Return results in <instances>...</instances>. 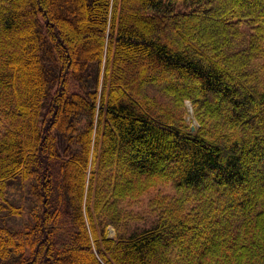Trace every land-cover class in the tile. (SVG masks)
<instances>
[{
  "label": "trees",
  "instance_id": "trees-1",
  "mask_svg": "<svg viewBox=\"0 0 264 264\" xmlns=\"http://www.w3.org/2000/svg\"><path fill=\"white\" fill-rule=\"evenodd\" d=\"M14 179L0 264H264V0H0Z\"/></svg>",
  "mask_w": 264,
  "mask_h": 264
},
{
  "label": "rangeland",
  "instance_id": "rangeland-1",
  "mask_svg": "<svg viewBox=\"0 0 264 264\" xmlns=\"http://www.w3.org/2000/svg\"><path fill=\"white\" fill-rule=\"evenodd\" d=\"M197 29L203 32L213 30V33H214L216 30V27L212 25L211 23L209 24L202 23V24L197 25ZM185 103H186V110H187V114L185 116L186 121L191 125L192 128H194V126H197V121L194 118L190 103L187 101ZM220 107L222 111L225 109V105L224 106L220 105ZM29 187H30V182L28 180L21 181V180L14 179L8 183L5 196L7 200L10 201L11 203L20 205L22 207V214L18 216H7L5 215V212L1 210L0 211V223H4L10 227H17V226H20L26 223L29 216L27 212L25 211V208L28 207L31 203ZM167 189H168L167 185H159L157 186V188L153 189L152 191H156V190L165 191ZM146 199L147 198H142L141 202L134 203L132 205V210L140 214L142 217H144L145 220L141 222L130 221L128 225L131 226V228H135L141 225H148L150 222V219L153 217L152 211L146 206V201H147ZM107 230L110 236L114 235L115 231L113 227L108 226Z\"/></svg>",
  "mask_w": 264,
  "mask_h": 264
}]
</instances>
